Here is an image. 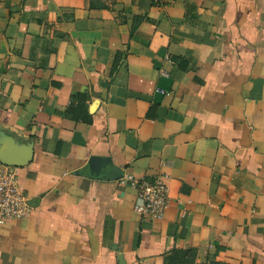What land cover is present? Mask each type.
<instances>
[{
	"label": "crops",
	"instance_id": "crops-1",
	"mask_svg": "<svg viewBox=\"0 0 264 264\" xmlns=\"http://www.w3.org/2000/svg\"><path fill=\"white\" fill-rule=\"evenodd\" d=\"M27 147L0 264H264V0H0V149Z\"/></svg>",
	"mask_w": 264,
	"mask_h": 264
},
{
	"label": "built area",
	"instance_id": "built-area-1",
	"mask_svg": "<svg viewBox=\"0 0 264 264\" xmlns=\"http://www.w3.org/2000/svg\"><path fill=\"white\" fill-rule=\"evenodd\" d=\"M120 180L122 185H130L137 191L135 213L152 220L164 219L169 190L161 179L146 180L127 176ZM30 213L31 207L21 189L17 167L0 165V228L11 221L28 219Z\"/></svg>",
	"mask_w": 264,
	"mask_h": 264
},
{
	"label": "water",
	"instance_id": "water-1",
	"mask_svg": "<svg viewBox=\"0 0 264 264\" xmlns=\"http://www.w3.org/2000/svg\"><path fill=\"white\" fill-rule=\"evenodd\" d=\"M1 137H2V141L4 142V144H10V145H13V140L7 136H5L4 134H1ZM28 151L29 152L27 154V157L24 158L23 160L17 158V157H12V158H4L3 155H2V152L3 150L0 149V161L3 165H7V166H14V167H24V166H27L31 161H32V155H33V151H32V148L30 147H27ZM96 163L97 160L96 158H92L89 163H88V166L89 168L91 169L92 166H93V163ZM113 176H115L116 178H122V172H120L119 170L117 169H113V170H110L109 171ZM95 175H100L102 177V175L100 174L99 170H95L94 171ZM108 176H106L107 178Z\"/></svg>",
	"mask_w": 264,
	"mask_h": 264
},
{
	"label": "trees",
	"instance_id": "trees-1",
	"mask_svg": "<svg viewBox=\"0 0 264 264\" xmlns=\"http://www.w3.org/2000/svg\"><path fill=\"white\" fill-rule=\"evenodd\" d=\"M84 99H85L84 96H77V97H76L77 104H78V105L81 104V103L83 102Z\"/></svg>",
	"mask_w": 264,
	"mask_h": 264
}]
</instances>
